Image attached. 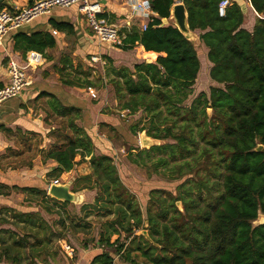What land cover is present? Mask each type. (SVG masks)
Returning a JSON list of instances; mask_svg holds the SVG:
<instances>
[{"label":"trees","instance_id":"16d2710c","mask_svg":"<svg viewBox=\"0 0 264 264\" xmlns=\"http://www.w3.org/2000/svg\"><path fill=\"white\" fill-rule=\"evenodd\" d=\"M182 2L190 30H201L199 38L207 47V58L212 64L209 76L222 85L210 86L208 95L199 92L188 108L193 120L199 105L204 117L207 108L214 112V119L211 117L205 127L196 122V131L199 140L204 141V153L217 150L221 155V181L215 183L221 188L216 194L208 190L201 200L191 197L185 182L177 185V194L152 188L143 213L136 196L122 181L114 155L105 151L95 154L91 137L76 124L81 109L54 101L53 110L65 119L67 131L58 135L60 143L42 149V159H53L57 163L54 171L58 173L88 161L90 172L77 174L71 191L94 190V198L80 206V211L88 209L83 216H71L67 222L60 217L58 232L38 211L12 209L13 216L29 232L19 235L14 230L0 228V264H46L48 257L56 254L49 246L52 237L62 238L64 229L84 232L88 223L83 217L88 216L90 209L104 216L112 214L113 218L101 223L99 249L89 264H264V224L253 223L259 214L264 215V0H250L252 7L263 15L257 18L252 31L241 27L244 16L234 1L224 16L218 14L220 0ZM174 3L175 0H149L155 14L146 28L125 29L123 45L118 46L127 50L138 43L144 51L157 53L152 62L136 63L133 69L110 64L105 71L114 86L119 109H127L130 114L153 113L149 118L151 127L146 132L155 139L171 134V128L161 133L156 126L162 115L161 102L169 104L167 110H170L171 105L186 97L200 68L201 48L198 50L174 24H163V19L170 17ZM53 25L71 32L68 23ZM16 38L25 50L40 53L56 43L49 31L18 34ZM64 83L92 87L90 80L82 83L66 79ZM153 128L155 132L151 131ZM132 130L135 132L134 126ZM197 142L192 133L178 135L174 144L137 149L136 157L132 154L129 157L137 164L144 153L149 156L154 151L170 149L171 156L177 152L190 155L193 148L186 143L196 146ZM258 144L263 145L260 151L255 150ZM78 155L79 160H75ZM155 159L157 163L167 162L164 157ZM201 185L207 188L206 183ZM11 187L16 189L17 185ZM46 187L37 191L45 196ZM20 189L35 191L29 186ZM49 198L60 206L68 203ZM177 201L182 202L184 213L179 212ZM145 220L148 229L144 227ZM0 222H5V218H0ZM144 228L150 241L137 234ZM113 236L116 238L111 240Z\"/></svg>","mask_w":264,"mask_h":264},{"label":"crops","instance_id":"0c3cea01","mask_svg":"<svg viewBox=\"0 0 264 264\" xmlns=\"http://www.w3.org/2000/svg\"><path fill=\"white\" fill-rule=\"evenodd\" d=\"M8 2L10 4L8 8L12 11L30 4L29 0H8ZM175 2H182V0H175ZM243 2L244 19L241 27L252 31L257 18H262L263 15L252 7L250 0H243ZM142 4L148 7L147 10L152 19L155 13L149 7V0H101L100 17L118 26L123 33L125 29L129 30L131 27L141 30L142 24L150 21V18L143 15V10L138 8ZM54 23L70 24L71 32L57 29ZM54 30L56 33L53 32ZM37 31L51 32L56 41L55 45L47 47L42 53L25 50L24 44L17 41L16 35H30ZM192 31L199 37L201 30ZM200 45L202 54L207 55V47L201 41ZM29 51H35L41 55V60L35 67L27 68L31 80L30 85L24 88L19 96L8 99L0 106V218L5 212L10 213L11 209L20 212L37 211L36 206H24L22 203L27 204L31 197L41 195L40 190L49 184L47 177L55 176L52 183H63L59 179L67 172H55L54 168L57 163L53 159H42V149H48L60 143L58 135L60 132L67 131V128H64L65 119L57 116L55 109L53 110L56 107L54 101L60 102L63 106L79 107L81 117L76 120V124L82 126L90 137L92 134L88 127L92 128L91 116L96 114V111L100 116L103 115L100 111L102 99L99 100V104H92L84 93L75 94L77 91L75 88L84 87L64 83V80L68 79L64 77V72L71 70L67 67L81 65L83 68L89 56L92 60L93 57L99 58L98 61L102 65L105 63V58L108 66L112 64L116 68L133 69L134 64L143 61L152 62L157 56V53L144 51L138 43L132 49L124 50L99 41L88 27L84 14L75 4L68 7H54L50 14L39 16L3 37L0 44V82L2 85L8 81V60L14 59L23 64ZM206 64L208 68L212 65L210 61ZM75 80L80 82L78 78ZM101 121L106 123V120ZM98 140L97 143L102 142L100 137ZM92 141L95 154L104 151L100 148L101 145ZM79 158L78 155L75 160ZM82 164L86 166L82 174L89 173L88 161ZM12 185H17L16 189L12 188ZM21 186L34 187L35 191L21 190ZM4 227L0 225V228ZM58 242L62 246L66 241L62 239ZM98 249V246L77 249L75 255L78 257L66 264H89L91 257L98 252ZM51 252L56 251L51 250ZM66 253L69 257L73 254ZM57 258V253L48 257V264H64Z\"/></svg>","mask_w":264,"mask_h":264},{"label":"rangeland","instance_id":"374dc122","mask_svg":"<svg viewBox=\"0 0 264 264\" xmlns=\"http://www.w3.org/2000/svg\"><path fill=\"white\" fill-rule=\"evenodd\" d=\"M198 58L200 60V68L188 95L180 101H176L174 105H171L170 110H167L169 104L166 105L161 102L160 109L162 115L159 122L156 123V126L161 130V133H164L167 127L171 128V134L163 139H153L151 136L147 135L148 133L146 130L151 127L149 118L151 114H153L152 112L139 111L136 114H130L127 109H119L120 103H118L116 98L114 86L109 80L110 77L105 75L108 66V62L105 58V63L102 65L99 61L94 62L88 56L83 68L81 65L76 67L72 65L67 67L71 68V70L68 69L64 72V77L66 76L68 79L75 80L78 78L82 83H86V80L92 82L91 88L87 86L82 89L75 88L77 90L75 93L76 95L84 93L92 104L100 102L99 100L101 99L103 100L100 108L103 115L100 116L96 111V114L91 116L90 125H92V128L88 127L92 134L91 138L97 143V141H99L98 137H100L102 142L97 143V145H101L100 148L105 152H111L114 155V163L117 166L119 175L129 190L136 196L143 213L145 212L148 202L149 191L152 188H161L172 194H177V185L185 182V187L189 188L190 195L195 200H201V198L206 196L208 190H210L212 194H216L217 190L221 188L220 185L215 184L221 181L220 172L223 171V160L221 155L217 150L212 151L210 154L204 153V141L199 140L196 131V122L205 127L206 124L210 123V118L214 117V112L212 109L207 108V117H204L201 112V105H199L196 111L197 114L193 120L191 111H188L192 100L199 92L204 91L208 95L210 86H222L210 78V68H208L206 64L209 60L207 55L202 54V48L199 51ZM93 94H95V96H93ZM101 120H106V123H103ZM133 126L135 127V132L132 130ZM142 127L146 128L144 129L145 134L154 144H174L177 141L178 135L189 136L190 133H192L198 142L196 146L186 143L190 149L193 148L190 155H186V153L180 155L177 152V155L171 156L170 149H166L162 152L154 151L150 153L149 156H146L144 153L143 158L138 159L139 163L136 164L130 160L129 154L136 157L135 154L137 149L148 148V146L145 147L141 144L142 130L140 131V129ZM151 131L155 132V129L153 128ZM159 157H164L167 162L157 163L156 159L153 160V158ZM150 158L151 160H149ZM180 164L181 167L178 168ZM85 168L86 166L83 165L82 162L79 163L73 170L64 174L59 179L60 182L67 183L70 181L69 189L71 191L76 175H81ZM57 177L59 178V176ZM53 178H55V176L47 177V183L49 184L45 189V196L41 194L35 198L31 197L28 199L30 202L27 204L22 203V205L31 207L36 206L38 213L50 226H52L53 230L58 232L60 230L59 218L64 217L67 222L71 216H83L85 214L84 212L88 209H84V212L80 211V206L85 203H90L94 198L95 191L89 189H82L76 192L71 191L78 195V201L68 202L66 205L60 206L49 198L50 194L48 193V187L52 183L51 181ZM201 182L206 183L207 188L202 186ZM163 195L165 196L164 193L162 196ZM167 197L169 198L168 194ZM176 205L179 212H185L182 202L178 201ZM90 210L88 216L83 217L84 221L88 223L84 232L74 233L70 229H64V236L62 238L57 239L55 236L52 237L49 246L51 250L56 251L58 256L57 260L59 259L60 262L64 264L70 260L73 262V260L78 257L75 255L77 249L98 246L97 239L101 223L107 219L113 218V215L104 216L95 210ZM2 218H5V222L0 225L5 226L4 228L14 230L19 235L29 232L28 228H24L25 224L18 221V219L13 216L12 212H5ZM258 221L259 219H257L254 224H257ZM146 232H148V230ZM115 238L116 236H113L111 240ZM122 238L123 237H121V240L124 241ZM29 239L32 240V238ZM62 239L73 248L71 257H69L62 248L64 243L62 246L59 244L58 241Z\"/></svg>","mask_w":264,"mask_h":264},{"label":"built area","instance_id":"2783aa9c","mask_svg":"<svg viewBox=\"0 0 264 264\" xmlns=\"http://www.w3.org/2000/svg\"><path fill=\"white\" fill-rule=\"evenodd\" d=\"M231 2L232 0H220L218 3L219 16H224L226 8ZM74 4L78 5L79 11L84 14L88 27L91 28L99 41L112 46L123 45L125 33L121 32L115 24L108 23L100 17L102 13L101 0H35L32 4L13 11L4 6L0 8V44L8 32L20 28L39 16L50 14L54 7H68ZM138 8L143 10L144 16L150 18L148 7L145 4L139 5ZM147 23L142 24L141 30L146 28ZM53 32L56 33L55 30ZM98 59L93 57L94 61H98ZM40 60L41 55L35 51L28 52L23 64L14 59L8 60V81L0 87V106L8 99L19 96L22 90L30 85L31 80L27 68L35 67ZM62 248L68 253L73 251L71 246L66 243Z\"/></svg>","mask_w":264,"mask_h":264},{"label":"water","instance_id":"95a60500","mask_svg":"<svg viewBox=\"0 0 264 264\" xmlns=\"http://www.w3.org/2000/svg\"><path fill=\"white\" fill-rule=\"evenodd\" d=\"M232 1H234L242 11V8L244 5L243 0H232ZM0 4H2L3 6H6V7L10 6L8 0H0ZM168 23L174 24L180 30V32L194 44V46L198 50L201 48L200 38L192 30H190V28L188 26L187 12H186V9H185L183 2H175L172 5V7L170 9V17L168 19H163V24H168ZM153 139H155V138H153ZM141 144H142V146H145V147L148 146V148L152 145H157V144H154L151 142L150 138L146 136L144 130H142V133H141ZM262 148H263V145L258 144L256 146L255 150L260 151ZM69 182H67V183H55V182L51 183L48 187V193L50 194L51 197H53L57 200H60V201H65V202H76V201H78V195L72 193L69 189ZM257 219H259L257 224H264V215L263 214H259ZM144 227H147V220H145V222H144ZM146 231H147L146 228H144V229L138 231L137 234L143 235L146 239H148L150 241L151 239L148 235V232H146Z\"/></svg>","mask_w":264,"mask_h":264}]
</instances>
